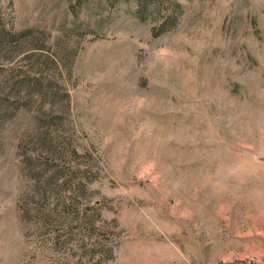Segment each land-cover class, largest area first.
Here are the masks:
<instances>
[{"label":"rangeland","instance_id":"obj_1","mask_svg":"<svg viewBox=\"0 0 264 264\" xmlns=\"http://www.w3.org/2000/svg\"><path fill=\"white\" fill-rule=\"evenodd\" d=\"M0 264H264V0H0Z\"/></svg>","mask_w":264,"mask_h":264}]
</instances>
